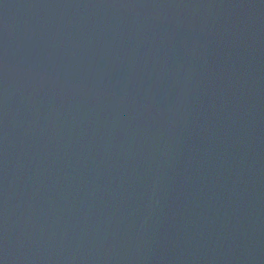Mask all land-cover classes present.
Wrapping results in <instances>:
<instances>
[{
  "label": "water",
  "instance_id": "obj_1",
  "mask_svg": "<svg viewBox=\"0 0 264 264\" xmlns=\"http://www.w3.org/2000/svg\"><path fill=\"white\" fill-rule=\"evenodd\" d=\"M0 264H264V0H0Z\"/></svg>",
  "mask_w": 264,
  "mask_h": 264
}]
</instances>
